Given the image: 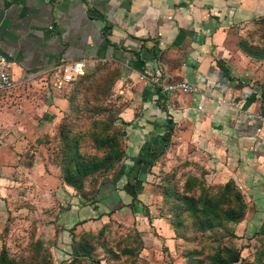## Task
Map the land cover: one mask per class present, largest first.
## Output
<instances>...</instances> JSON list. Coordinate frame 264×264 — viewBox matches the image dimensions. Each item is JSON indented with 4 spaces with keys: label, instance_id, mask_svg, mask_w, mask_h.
<instances>
[{
    "label": "rangeland",
    "instance_id": "374dc122",
    "mask_svg": "<svg viewBox=\"0 0 264 264\" xmlns=\"http://www.w3.org/2000/svg\"><path fill=\"white\" fill-rule=\"evenodd\" d=\"M225 41L228 70L258 65L264 16L232 25ZM239 50L249 60L236 65ZM126 86L113 60L90 65L47 106L20 88L7 94L0 264H215L231 250L239 256L229 264H264V221L255 218L264 212L262 194L230 176L227 156L207 157L173 128L163 151L154 155L148 143L153 160L132 172L122 112L136 90ZM77 159L86 171L72 185L66 175H74Z\"/></svg>",
    "mask_w": 264,
    "mask_h": 264
},
{
    "label": "crops",
    "instance_id": "0c3cea01",
    "mask_svg": "<svg viewBox=\"0 0 264 264\" xmlns=\"http://www.w3.org/2000/svg\"><path fill=\"white\" fill-rule=\"evenodd\" d=\"M257 16H264V0H0V52L11 62L15 88L46 106L50 97L60 99L49 88L58 63L112 55L127 91L136 90L122 112L131 157H150L145 148L152 142L157 156L171 125L181 140L198 141L207 157L227 156L230 176L247 191L257 190L264 203V120L254 118L248 127L245 117L246 111L264 116V61L247 70L223 64L230 27ZM234 56L236 65L249 60L240 50ZM157 66L170 80L215 83L214 95L231 98L240 111L202 94L161 93L138 80V72ZM14 89L0 93V106ZM7 158L0 151V166ZM4 182L0 171V214ZM255 218L263 222L264 212Z\"/></svg>",
    "mask_w": 264,
    "mask_h": 264
},
{
    "label": "built area",
    "instance_id": "2783aa9c",
    "mask_svg": "<svg viewBox=\"0 0 264 264\" xmlns=\"http://www.w3.org/2000/svg\"><path fill=\"white\" fill-rule=\"evenodd\" d=\"M113 60L114 57L112 55H105L92 59L81 57L71 61L60 62L52 70L49 88L52 91H62L68 85L86 75L90 64L105 63ZM195 79L200 80L201 78L200 76H195ZM138 80L154 87L161 93L185 95L202 94L209 102L240 111L231 98L214 95L213 91L217 89L215 83L201 87L187 80H170L164 73V69L160 66L141 70L138 72ZM16 85L17 83L11 70V62L6 54L0 52V93L11 91ZM197 108L201 110L202 106L198 105ZM245 117L247 118L248 127L251 125L250 122L254 118L264 120V116L261 113L253 114L246 111Z\"/></svg>",
    "mask_w": 264,
    "mask_h": 264
},
{
    "label": "trees",
    "instance_id": "16d2710c",
    "mask_svg": "<svg viewBox=\"0 0 264 264\" xmlns=\"http://www.w3.org/2000/svg\"><path fill=\"white\" fill-rule=\"evenodd\" d=\"M83 77H85V75L84 76H82V77H80L79 79H77L76 81H74L73 83H71L70 85H68L66 88H70V87H73L75 84H77L81 79H83ZM65 88V89H66ZM64 90V89H63ZM58 92H60V91H58ZM57 92V93H58ZM171 129H172V126L171 125H169L168 126V129H167V132L164 134V139H166V140H168L169 139V137H170V132H171ZM146 159H147V157H146ZM148 159H149V161H152L153 159L151 158V157H148ZM145 160V158H143V157H137V159L135 158L134 159V162H136V165H134L133 166V169H132V172L134 171L135 173H137V168H138V166L141 164V163H143V162H146V161H144ZM86 163H85V161L84 160H82V159H77L76 160V172L74 173V175L73 174H67L66 175V180H67V182H69V183H71L72 185H74L75 183V178L77 179V178H79V177H81L82 176V174L86 171V169H85V165ZM87 169H88V167H86ZM74 176H76V177H74ZM129 184H127V186H128ZM92 212H95V214H98V212H99V210H98V208H96L95 206L93 207V211ZM228 256H229V258H228V260L226 259V260H224L222 257H217V259H216V263L215 264H229L230 262H232V261H236L237 260V258H238V256H239V253L237 252V251H235V250H231L230 252H229V254H228ZM2 259H4L5 260V255H2L1 257H0V260H2Z\"/></svg>",
    "mask_w": 264,
    "mask_h": 264
}]
</instances>
